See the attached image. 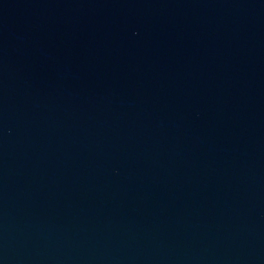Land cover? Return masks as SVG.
Instances as JSON below:
<instances>
[{
	"label": "water",
	"instance_id": "water-1",
	"mask_svg": "<svg viewBox=\"0 0 264 264\" xmlns=\"http://www.w3.org/2000/svg\"><path fill=\"white\" fill-rule=\"evenodd\" d=\"M0 264H264V0H0Z\"/></svg>",
	"mask_w": 264,
	"mask_h": 264
}]
</instances>
